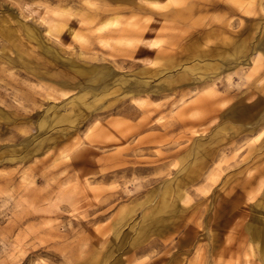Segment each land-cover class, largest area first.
<instances>
[{
	"label": "rangeland",
	"instance_id": "obj_1",
	"mask_svg": "<svg viewBox=\"0 0 264 264\" xmlns=\"http://www.w3.org/2000/svg\"><path fill=\"white\" fill-rule=\"evenodd\" d=\"M263 70L264 0H0V264H264Z\"/></svg>",
	"mask_w": 264,
	"mask_h": 264
},
{
	"label": "bare ground",
	"instance_id": "obj_2",
	"mask_svg": "<svg viewBox=\"0 0 264 264\" xmlns=\"http://www.w3.org/2000/svg\"><path fill=\"white\" fill-rule=\"evenodd\" d=\"M175 3V2H174ZM260 233L259 232H257V231H254V232H252V235L255 237V236H258ZM254 240V239H253ZM262 249V248H261Z\"/></svg>",
	"mask_w": 264,
	"mask_h": 264
},
{
	"label": "crops",
	"instance_id": "obj_3",
	"mask_svg": "<svg viewBox=\"0 0 264 264\" xmlns=\"http://www.w3.org/2000/svg\"><path fill=\"white\" fill-rule=\"evenodd\" d=\"M263 73H264V70H263Z\"/></svg>",
	"mask_w": 264,
	"mask_h": 264
}]
</instances>
